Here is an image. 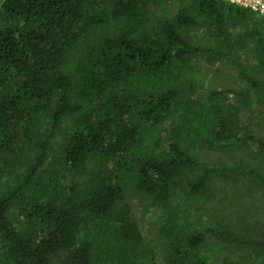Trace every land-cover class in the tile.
I'll return each instance as SVG.
<instances>
[{"label": "trees", "instance_id": "trees-1", "mask_svg": "<svg viewBox=\"0 0 264 264\" xmlns=\"http://www.w3.org/2000/svg\"><path fill=\"white\" fill-rule=\"evenodd\" d=\"M216 64L236 87H207ZM252 104L264 114V17L237 5L0 0V264H264ZM216 182L246 189L253 221L207 212Z\"/></svg>", "mask_w": 264, "mask_h": 264}, {"label": "rangeland", "instance_id": "rangeland-1", "mask_svg": "<svg viewBox=\"0 0 264 264\" xmlns=\"http://www.w3.org/2000/svg\"><path fill=\"white\" fill-rule=\"evenodd\" d=\"M210 78L207 83L208 88H220L225 86H232L237 84L232 82L231 74L229 73L228 66L216 64L210 69ZM243 125L250 130L253 135H264V114L261 113L257 105L252 104V107L245 109L239 115ZM249 132V131H248ZM223 153L214 152L210 150L200 151V159L204 163H212L222 158ZM222 155V156H221ZM214 197L211 201L205 204L207 212L220 216L226 221L235 222L238 218L243 220H254V208L257 207L256 203L248 198V193L245 188L241 186L231 187L225 186L219 182L215 183ZM133 213L139 224L145 242L155 244L157 249V256L163 255V246L158 243V235L156 229V216L153 212H144L136 204L132 202ZM242 220H239V222ZM211 246V245H210ZM219 255L220 258L225 254L224 250H217L211 246ZM159 262L160 258H159Z\"/></svg>", "mask_w": 264, "mask_h": 264}, {"label": "built area", "instance_id": "built-area-1", "mask_svg": "<svg viewBox=\"0 0 264 264\" xmlns=\"http://www.w3.org/2000/svg\"><path fill=\"white\" fill-rule=\"evenodd\" d=\"M244 8L259 17H264V0H224Z\"/></svg>", "mask_w": 264, "mask_h": 264}]
</instances>
